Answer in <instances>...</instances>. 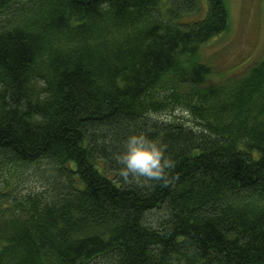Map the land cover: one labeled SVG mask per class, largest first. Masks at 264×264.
<instances>
[{"label": "trees", "instance_id": "16d2710c", "mask_svg": "<svg viewBox=\"0 0 264 264\" xmlns=\"http://www.w3.org/2000/svg\"><path fill=\"white\" fill-rule=\"evenodd\" d=\"M201 1L0 0V264H264V57L207 85Z\"/></svg>", "mask_w": 264, "mask_h": 264}, {"label": "rangeland", "instance_id": "374dc122", "mask_svg": "<svg viewBox=\"0 0 264 264\" xmlns=\"http://www.w3.org/2000/svg\"><path fill=\"white\" fill-rule=\"evenodd\" d=\"M225 2L230 10L231 26L223 36L213 39L200 52L201 61L214 71L211 77L206 78L207 85L240 77L264 57V0ZM201 5L206 9L205 0L201 1ZM172 108L160 116L181 122L194 119L193 115L183 109L171 110ZM33 186L31 183L24 189Z\"/></svg>", "mask_w": 264, "mask_h": 264}, {"label": "bare ground", "instance_id": "6f19581e", "mask_svg": "<svg viewBox=\"0 0 264 264\" xmlns=\"http://www.w3.org/2000/svg\"><path fill=\"white\" fill-rule=\"evenodd\" d=\"M205 3H206V6H207V2H206V0H205ZM225 4H226V2H225ZM226 8H227V11H228V14H229V25L231 26V15H230V10H229V7L227 6V4H226ZM229 26V27H230ZM115 29L116 28H114V29H107V30H105V37H106V39L107 40H110V42L112 41V37L115 35ZM225 34V33H224ZM224 34H222V35H219L218 37H221V36H223ZM67 35H68V33H67ZM69 37V36H68ZM68 37H65V35H61V34H59V36H57L56 37V39H55V43L56 44H59L60 46H62V42L63 41H65V40H67L68 39ZM218 37H215V38H218ZM214 38V39H215ZM213 40V39H212ZM211 40V41H212ZM210 41V42H211ZM204 48V47H203ZM64 49V48H63ZM201 52V51H200ZM200 52H197L196 53V56L194 57H191V60H192V66H189V65H186V66H188V67H191L192 68V70H195L197 67H198V64L199 65H203L204 63L201 61V58H200ZM190 58H187L186 60H189ZM42 62H43V68L45 69V71H46V73L44 72V69H42L41 70V73H42V75H44L45 77L46 76H48L47 77V79H51L50 77H49V75H50V67H48L47 65H46V59L44 58V59H42ZM208 67H210L211 68V70H212V72H213V68L211 67V66H209V65H207ZM190 72H191V70H190ZM221 82H218V83H213V85L215 86V85H221V84H227V82L228 81H225L224 79H223V81L222 80H220ZM182 109L181 107H179V106H176L175 108H172L171 110H175V109ZM167 111H168V109H167ZM164 113H166V112H164ZM164 113H162V114H164ZM158 117H161L160 116V114L158 115ZM171 119H173V118H171ZM160 120H170V117L169 118H162L161 117V119ZM32 185H34L33 187H30V188H28L27 190H26V192H25V194L26 195H28V194H36V193H40L41 191H42V189H43V186H42V184H40V183H38V182H35V181H33L32 182Z\"/></svg>", "mask_w": 264, "mask_h": 264}]
</instances>
